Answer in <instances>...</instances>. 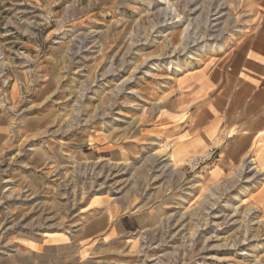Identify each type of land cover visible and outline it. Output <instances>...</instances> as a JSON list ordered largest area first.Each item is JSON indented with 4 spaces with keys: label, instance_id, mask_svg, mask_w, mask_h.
I'll return each mask as SVG.
<instances>
[{
    "label": "rangeland",
    "instance_id": "rangeland-1",
    "mask_svg": "<svg viewBox=\"0 0 264 264\" xmlns=\"http://www.w3.org/2000/svg\"><path fill=\"white\" fill-rule=\"evenodd\" d=\"M248 3L0 0V264H43L20 245L107 209L150 225L67 264H264L253 166L209 178L218 150L194 169L151 135L177 79L249 28Z\"/></svg>",
    "mask_w": 264,
    "mask_h": 264
},
{
    "label": "crops",
    "instance_id": "crops-1",
    "mask_svg": "<svg viewBox=\"0 0 264 264\" xmlns=\"http://www.w3.org/2000/svg\"><path fill=\"white\" fill-rule=\"evenodd\" d=\"M248 5L249 28L225 55L177 79L168 97V125L151 135L178 165L215 147L209 178L219 180L251 164L258 184L248 199L264 212V0H249ZM148 217L107 209L94 214L73 236L50 234L45 243L20 246L26 254L40 256L43 264H67L82 259L78 247L93 241L99 247L112 245L109 242L119 243L127 233L146 229Z\"/></svg>",
    "mask_w": 264,
    "mask_h": 264
},
{
    "label": "built area",
    "instance_id": "built-area-1",
    "mask_svg": "<svg viewBox=\"0 0 264 264\" xmlns=\"http://www.w3.org/2000/svg\"><path fill=\"white\" fill-rule=\"evenodd\" d=\"M217 149L212 148L207 152H203L198 155H193L188 158V165L189 167H194V169L198 168L200 165L204 164L206 161H209L211 157L215 154Z\"/></svg>",
    "mask_w": 264,
    "mask_h": 264
},
{
    "label": "bare ground",
    "instance_id": "bare-ground-1",
    "mask_svg": "<svg viewBox=\"0 0 264 264\" xmlns=\"http://www.w3.org/2000/svg\"><path fill=\"white\" fill-rule=\"evenodd\" d=\"M216 47H219V46L212 45L211 47H209V49L204 50V52L207 53V52L213 51ZM219 48L222 49L223 46L222 47L220 46Z\"/></svg>",
    "mask_w": 264,
    "mask_h": 264
}]
</instances>
